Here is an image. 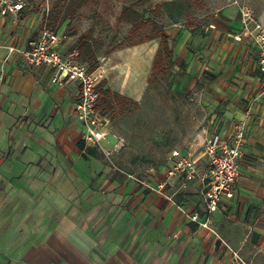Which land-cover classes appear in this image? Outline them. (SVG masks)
<instances>
[{"label":"crops","instance_id":"crops-1","mask_svg":"<svg viewBox=\"0 0 264 264\" xmlns=\"http://www.w3.org/2000/svg\"><path fill=\"white\" fill-rule=\"evenodd\" d=\"M158 4L165 7L155 18L173 51L164 73L169 62L184 64L179 87L190 80L188 93L197 88L195 102L213 110L207 125L202 113L188 114L197 121L191 139L170 151H190L199 175L177 176L161 190L160 171L117 172L107 144L84 155L78 83L53 82L51 68L19 54L7 59L8 46L26 48L41 30L35 35L27 5L0 14V264H264V69L241 12L247 6L263 23L264 14L250 0H146L135 8ZM75 40L67 35L62 52H79ZM159 49L155 38L108 54L104 88L138 104ZM244 119L235 195L208 214L204 143L213 135L228 142Z\"/></svg>","mask_w":264,"mask_h":264},{"label":"rangeland","instance_id":"rangeland-1","mask_svg":"<svg viewBox=\"0 0 264 264\" xmlns=\"http://www.w3.org/2000/svg\"><path fill=\"white\" fill-rule=\"evenodd\" d=\"M132 0H26L27 9L25 16L30 17L37 31L45 26L54 29L66 38L74 34L76 40L73 46L80 51L78 40L81 36L88 39V45L81 53V58L93 63H99L107 56L106 51L112 49L120 42L126 44L136 38L129 37L131 25L127 22L119 23L118 17L127 4ZM140 0L137 3L146 2ZM258 10L264 14V0H250ZM63 3L61 17L65 20L54 25L48 24V16L55 6ZM252 15L261 23L262 19L249 7ZM140 16H152L151 8L142 5L136 7ZM186 12V9H184ZM176 15H180V7L171 8ZM208 14L207 17H210ZM201 21V20H200ZM264 24V23H263ZM91 32V37L86 34ZM35 35L33 37H35ZM186 66L176 62H169L167 71L158 75L148 86L138 104L131 103L125 108L117 106L107 110L108 118L116 132L124 140V146L111 155H105V159L117 172L131 173L142 176L149 170L156 173L163 170L170 161V151L174 148L184 147L191 137L189 127L193 129L197 122L194 118L188 119V114L196 116L202 113V123L209 124L212 116V108L209 105H199L195 102L197 91L193 88L188 93L189 83L185 82L184 88L179 87L180 78L184 76ZM103 107V106H101ZM202 107V108H201ZM116 124V127H115ZM124 132L127 136L121 134ZM112 143L114 140L111 138Z\"/></svg>","mask_w":264,"mask_h":264},{"label":"built area","instance_id":"built-area-1","mask_svg":"<svg viewBox=\"0 0 264 264\" xmlns=\"http://www.w3.org/2000/svg\"><path fill=\"white\" fill-rule=\"evenodd\" d=\"M26 5V0H0V14L4 16L18 14ZM241 14L243 32L256 44L259 63L264 69V24L247 8H243ZM63 40L60 32L45 26L28 47L8 46L6 58L19 54L31 66L51 68L54 71L53 82L62 83L64 80L77 82L79 95L75 106V117L84 127L82 140L86 146L91 147L102 148L103 144H107L106 154H114L124 146V140L112 130L110 119L99 109L100 84L104 79V71L100 66L90 70L89 65L80 59L77 49L63 53L61 50ZM245 132L246 120H239L235 123L234 133L228 142H223L219 135H213L204 143L209 169L204 193L208 214L219 208L223 197L232 198L235 195L240 176L241 146ZM198 175V159L190 151L175 149L171 152L169 164L159 173V190L164 189L171 179L177 176H182L189 182ZM192 219L197 220L198 216L193 215Z\"/></svg>","mask_w":264,"mask_h":264},{"label":"trees","instance_id":"trees-1","mask_svg":"<svg viewBox=\"0 0 264 264\" xmlns=\"http://www.w3.org/2000/svg\"><path fill=\"white\" fill-rule=\"evenodd\" d=\"M136 4L137 3H131L129 5H126L118 17L119 23L127 22L131 25L129 37L127 38V40H129L130 38H136V40L128 44L124 42H120L117 45H115L112 49L106 51V54L108 55L115 50L124 47L133 46L135 44L147 40L159 38L160 49L158 51V54L154 62L153 71L150 74V78H149V81L153 82L158 75L164 73V59L171 58L173 55V51L169 45L168 36L164 32V27L155 18L156 15H158L160 12L164 10L165 4L156 5L155 8L151 9L150 11L152 16H146V17L140 16L138 14L137 9L135 8ZM62 10H63V3H59L58 5L55 6L54 10L49 14L47 18L49 25L51 24L54 25L57 22L62 23L65 20L64 16L61 17ZM91 32L92 31H89L88 34H86V36H88L87 38L91 37ZM88 41L89 40L85 39L84 36H81L79 38L78 40L80 46L79 55H81L85 46L88 45L87 43ZM80 59L89 65L90 70H95L100 66L98 60L94 61L93 63H89L85 61L84 58H81V56ZM100 90H101V97L99 102V109L103 115L108 116L107 110L109 109L111 110L117 106H120L121 108H125L128 105V103H133L132 99L128 97H124L117 92H113L109 88H104L103 82L100 84ZM79 146L82 150L85 151L84 153L85 156L87 155L94 156L98 154L95 148L86 147V144L83 140L79 142Z\"/></svg>","mask_w":264,"mask_h":264}]
</instances>
